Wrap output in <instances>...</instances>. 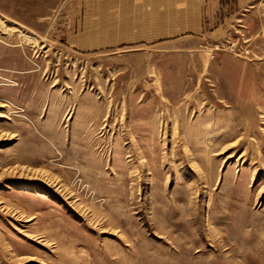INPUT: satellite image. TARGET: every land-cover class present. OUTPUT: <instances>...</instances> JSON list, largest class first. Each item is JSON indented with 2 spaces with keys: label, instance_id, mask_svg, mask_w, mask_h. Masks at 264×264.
<instances>
[{
  "label": "rangeland",
  "instance_id": "1",
  "mask_svg": "<svg viewBox=\"0 0 264 264\" xmlns=\"http://www.w3.org/2000/svg\"><path fill=\"white\" fill-rule=\"evenodd\" d=\"M188 1L0 0V264H264V0Z\"/></svg>",
  "mask_w": 264,
  "mask_h": 264
},
{
  "label": "crops",
  "instance_id": "2",
  "mask_svg": "<svg viewBox=\"0 0 264 264\" xmlns=\"http://www.w3.org/2000/svg\"><path fill=\"white\" fill-rule=\"evenodd\" d=\"M160 1V0H158ZM171 1V0H167ZM196 1V6L197 7H203L205 9H211L214 10L218 7L220 0H189L188 2L190 3L189 5L193 4ZM234 3L236 4V7L241 9L250 6L253 2L256 0H233ZM176 16L181 17V15L177 14Z\"/></svg>",
  "mask_w": 264,
  "mask_h": 264
}]
</instances>
